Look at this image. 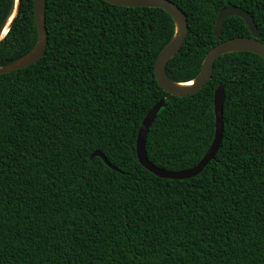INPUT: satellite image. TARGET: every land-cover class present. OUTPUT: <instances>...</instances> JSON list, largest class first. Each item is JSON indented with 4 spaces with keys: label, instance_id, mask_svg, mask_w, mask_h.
<instances>
[{
    "label": "trees",
    "instance_id": "1",
    "mask_svg": "<svg viewBox=\"0 0 264 264\" xmlns=\"http://www.w3.org/2000/svg\"><path fill=\"white\" fill-rule=\"evenodd\" d=\"M170 1L189 27L167 64L173 82L200 73L223 8L247 11L264 43V0ZM14 6L0 0V28ZM45 21L43 57L0 74V264H264V59L221 55L199 92L177 97L155 75L175 34L165 10L47 0ZM249 36L242 18L224 20L221 41ZM38 39L34 0H20L0 67ZM219 85L224 132L215 158L182 180L143 167L138 131L162 99L146 139L149 161L182 171L203 158ZM96 151L116 169L91 157Z\"/></svg>",
    "mask_w": 264,
    "mask_h": 264
},
{
    "label": "water",
    "instance_id": "2",
    "mask_svg": "<svg viewBox=\"0 0 264 264\" xmlns=\"http://www.w3.org/2000/svg\"><path fill=\"white\" fill-rule=\"evenodd\" d=\"M110 4L122 7H141V8H161L165 10L175 23V34L167 46L160 52L155 62L156 79L167 93L185 97L199 92L204 85L212 79L214 63L221 55L231 52H251L264 59V43L261 42L260 32L254 22L253 17L244 9L238 6H229L223 8L218 13L215 26L214 36L218 43L207 53L202 69L197 77L189 82L176 83L171 81L166 72L167 64L178 53L183 46L189 31L188 18L184 11L174 2L170 0H104ZM20 6V0H15L13 13L0 28V43L6 37L12 23L14 22ZM46 6L47 0H34V16L39 34V39L35 48L25 57L15 61L5 67H0V74L9 73L18 69L28 67L37 62L46 52L48 46V33L46 29ZM231 16L242 18L250 32L249 37H235L232 39L221 41V31L224 20ZM191 83L190 85H186ZM223 102H224V86L219 85L214 93V113H215V134L210 147L203 158L193 167L182 171H167L153 165L146 154V139L151 125L156 120L160 109L166 106L164 99L156 103L147 113L139 128L136 140V155L139 163L147 170L158 177L173 180L189 179L198 175L207 164L212 161L222 142L224 123H223ZM262 120L264 125V106L262 111ZM101 157L102 160L111 168L107 158L99 151L94 152L91 157Z\"/></svg>",
    "mask_w": 264,
    "mask_h": 264
},
{
    "label": "bare ground",
    "instance_id": "3",
    "mask_svg": "<svg viewBox=\"0 0 264 264\" xmlns=\"http://www.w3.org/2000/svg\"><path fill=\"white\" fill-rule=\"evenodd\" d=\"M191 83H188V84H186V85H190Z\"/></svg>",
    "mask_w": 264,
    "mask_h": 264
}]
</instances>
